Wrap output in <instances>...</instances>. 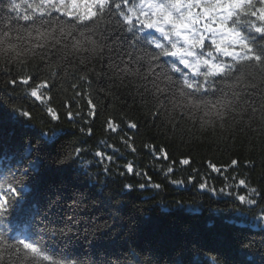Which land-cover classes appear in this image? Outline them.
I'll return each instance as SVG.
<instances>
[{"label": "snow or ice", "instance_id": "obj_1", "mask_svg": "<svg viewBox=\"0 0 264 264\" xmlns=\"http://www.w3.org/2000/svg\"><path fill=\"white\" fill-rule=\"evenodd\" d=\"M29 58L39 63L25 70ZM69 65L74 66L70 82L63 75ZM0 72L8 77L3 83L5 90L11 88L10 98L22 95L35 109L14 107L15 115L48 126L40 133L42 143L35 149L29 145V151L50 150L59 171L79 161L89 176L83 158L92 152L102 169L96 176L105 178L97 182L105 184L113 175L141 178L123 184L121 194L162 190V185L130 161L117 163L125 150L139 154L134 139L139 124L118 112L104 114L94 102L102 92L128 88L130 98L151 105L154 123L166 112L179 111L200 128L232 126L229 140L240 130L254 134L259 159L253 144L247 159L221 166L208 162L211 172L224 178L220 188L210 183L208 173L194 168L187 181L171 178L177 163L192 164L190 156L176 161L163 148L148 143L143 148L154 161H169L157 169L169 183L231 199L239 217L255 213L250 219L264 231V0H0ZM61 80L71 95L58 90ZM102 81L112 87L97 88ZM97 127L107 137L98 143ZM93 145L97 150L92 151ZM258 166L262 171L254 182L250 173ZM35 169V163L19 160L9 175L0 173V264H160L150 250L143 256L145 249L131 245L104 248L107 222L96 226L89 240L86 225L92 221L86 213L96 204L86 203L82 194L63 203L60 197L45 199L33 210L29 187ZM114 208L115 217L119 202ZM21 217L31 225L30 233L15 223ZM82 225L87 251L77 246ZM241 243L242 251L250 247ZM173 264L221 260L209 248Z\"/></svg>", "mask_w": 264, "mask_h": 264}, {"label": "trees", "instance_id": "obj_2", "mask_svg": "<svg viewBox=\"0 0 264 264\" xmlns=\"http://www.w3.org/2000/svg\"><path fill=\"white\" fill-rule=\"evenodd\" d=\"M38 63V59L29 58L25 70L34 68ZM72 72L74 66L69 65L63 74L69 82ZM7 79L0 72V173L3 176L9 175V169L19 160L25 165L35 163L34 179L29 187V196L36 202L33 210L36 206H43L45 199L56 200L60 197L63 203L69 196L78 197L82 194L86 203L96 204L86 213L92 221L86 225L89 240L92 239L91 233L96 226H102L106 222L110 225L101 239L104 248L131 245L137 251L145 249L143 256L149 255L147 250H150L155 254L154 258L160 259V264H173L178 259L191 257L200 249L210 248L219 254L221 264H264V231L250 219L255 213L239 217L233 211L236 205L231 199H217L207 193H198L192 185L187 188L175 187L165 179L163 172L157 170L165 168L169 161H154L148 150L143 148L145 143L163 148L176 161L190 156L192 164L182 166L177 163V170L171 178L187 181L194 168L201 173H208L210 183L220 188L225 183L224 178L212 173L207 167L208 162L221 166L231 159H247L253 144L257 145L259 159L260 144L254 134L240 130L235 133L234 140H229L232 126L225 125L221 128L217 123L214 129L200 128L197 121L182 116L179 111L166 112L154 123L151 105L142 103L138 97L135 100L130 98L128 88L121 87L115 93L102 92L94 102L100 105L104 114L118 112L139 124L140 135L134 136L136 146L140 149L139 154L125 150V156L118 159L117 163L123 165L130 161L147 171L153 182L162 185V190H136L121 194L123 184H136L141 178L113 175L105 184L97 182L104 181L105 178L102 174L96 176L97 173H102V169L93 162L92 152L83 158L89 165L87 172L92 174L89 176L84 175L85 170L81 168L79 161L69 162V166H64L66 170L59 171L55 164L57 157L53 152L47 149L29 151V145L35 149L42 143L40 133L47 131L48 126L38 119L27 122L25 118L15 115L14 107L33 106L22 95L12 94L10 98L11 88L5 90L3 83ZM105 86L112 87L106 81L96 85L97 88ZM57 88H63L71 95L63 80ZM58 99H63V96ZM96 139L97 143L107 139L99 127L96 128ZM109 143L113 141L110 140ZM116 146L122 147L118 140ZM95 150L97 149L93 145L92 151ZM261 171L258 166L255 172L250 173L254 182ZM2 179L0 176V180ZM33 191L35 197H32ZM177 201H183L185 206L178 207ZM117 202L119 210L114 217ZM24 220L17 222L29 224L25 218ZM84 227L85 225L81 226V239L77 246L87 251L88 242L83 239ZM241 242L250 244V247L242 251ZM95 258L102 259L103 256Z\"/></svg>", "mask_w": 264, "mask_h": 264}]
</instances>
